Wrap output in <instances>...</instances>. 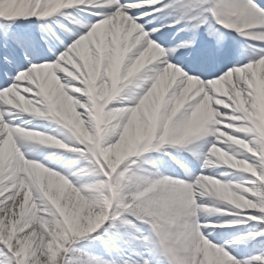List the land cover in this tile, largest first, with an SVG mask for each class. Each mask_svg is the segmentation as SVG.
Listing matches in <instances>:
<instances>
[{"label": "snow or ice", "instance_id": "6c2138e0", "mask_svg": "<svg viewBox=\"0 0 264 264\" xmlns=\"http://www.w3.org/2000/svg\"><path fill=\"white\" fill-rule=\"evenodd\" d=\"M0 264H264V0H0Z\"/></svg>", "mask_w": 264, "mask_h": 264}, {"label": "rangeland", "instance_id": "374dc122", "mask_svg": "<svg viewBox=\"0 0 264 264\" xmlns=\"http://www.w3.org/2000/svg\"><path fill=\"white\" fill-rule=\"evenodd\" d=\"M43 127V130L46 132H51L54 136H57V133H62L64 130L58 126L55 125H49L47 122L40 124ZM59 131V132H58ZM31 153L30 154H35L38 155L41 160L44 158H49L51 159V153L53 152H60V151H65L64 149H56L54 146L51 145H38L35 144L34 142L31 143ZM212 171L219 173L221 171H226V169L216 166L212 169ZM166 174H168L170 177L172 176V173L169 171ZM241 175L240 173L237 172H232L228 177H225V179H232V178H239ZM210 219H214V216H210ZM203 219V217H201ZM232 231H238V232H243L245 231L244 227H240L238 229H233ZM84 244H87V242H83ZM86 251H94L92 248H86Z\"/></svg>", "mask_w": 264, "mask_h": 264}, {"label": "bare ground", "instance_id": "6f19581e", "mask_svg": "<svg viewBox=\"0 0 264 264\" xmlns=\"http://www.w3.org/2000/svg\"><path fill=\"white\" fill-rule=\"evenodd\" d=\"M25 119H27V117H25ZM46 121H43L42 119H36V120H33L30 124L31 127H37V128H40L42 131L43 130V127L42 125H40L41 123H45ZM59 127V126H58ZM59 132V131H58ZM58 134V133H57ZM59 138V137H58ZM31 145V144H30ZM66 151V150H65ZM31 157H34L38 160H41V158L38 156V155H35V154H30Z\"/></svg>", "mask_w": 264, "mask_h": 264}, {"label": "trees", "instance_id": "16d2710c", "mask_svg": "<svg viewBox=\"0 0 264 264\" xmlns=\"http://www.w3.org/2000/svg\"><path fill=\"white\" fill-rule=\"evenodd\" d=\"M254 243V242H253Z\"/></svg>", "mask_w": 264, "mask_h": 264}]
</instances>
